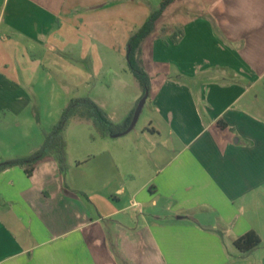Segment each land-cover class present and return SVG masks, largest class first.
Listing matches in <instances>:
<instances>
[{"label": "crops", "instance_id": "1", "mask_svg": "<svg viewBox=\"0 0 264 264\" xmlns=\"http://www.w3.org/2000/svg\"><path fill=\"white\" fill-rule=\"evenodd\" d=\"M202 3L173 69L148 56L142 125L67 149L65 172L53 156L32 176L0 172V264H264V0ZM69 4L0 0V21L36 39ZM12 41L0 40V112L14 120L0 124V162L37 151L55 125L28 114L31 93L9 76ZM93 100L116 124L139 102ZM249 231L262 244L242 255L234 241Z\"/></svg>", "mask_w": 264, "mask_h": 264}, {"label": "rangeland", "instance_id": "2", "mask_svg": "<svg viewBox=\"0 0 264 264\" xmlns=\"http://www.w3.org/2000/svg\"><path fill=\"white\" fill-rule=\"evenodd\" d=\"M163 1L75 0L69 4L70 11L67 8L56 17L48 35L36 31V39L19 29L9 32L8 23L1 20L0 40L5 36L13 40L6 47L11 56L9 76L31 93L33 103L28 114L35 123L56 125L70 101L77 98L115 104L140 101L142 90L128 66V43ZM204 5L202 0H177L165 10L154 33L142 44L144 68L150 54V61H162V71L173 69L179 50L173 36L185 29L186 20L202 14L199 10ZM144 109L138 127L144 121ZM5 114L0 112V124L9 126L14 120L9 112ZM100 139L94 124L80 118L71 120L65 133L67 149L74 157L83 147L97 150L98 145L107 143ZM94 165L88 163L83 169L92 174ZM78 171L70 175L77 177Z\"/></svg>", "mask_w": 264, "mask_h": 264}, {"label": "trees", "instance_id": "3", "mask_svg": "<svg viewBox=\"0 0 264 264\" xmlns=\"http://www.w3.org/2000/svg\"><path fill=\"white\" fill-rule=\"evenodd\" d=\"M175 1L176 0H164L160 7L151 13L146 22L129 40L127 56L128 66L142 90L143 95L140 101L146 96L149 98L152 87L151 76L144 68L141 60L142 44L154 33L157 21L161 18L165 10ZM183 35L184 32L179 30L178 33L173 36L174 42H179ZM136 108L122 123L116 124L110 119L106 111L93 99L88 97L73 99L63 111L57 124L49 132L43 133V143L41 147L27 157L0 162V172L11 167L20 166L26 169L29 176H32L36 165L45 158L51 156L58 161L61 172H65L68 169L65 132L71 120L80 118L81 120L91 121L101 136L109 137L123 133L130 127ZM234 244L242 255H247L259 247L262 244V240L255 231H249L237 238Z\"/></svg>", "mask_w": 264, "mask_h": 264}, {"label": "water", "instance_id": "4", "mask_svg": "<svg viewBox=\"0 0 264 264\" xmlns=\"http://www.w3.org/2000/svg\"><path fill=\"white\" fill-rule=\"evenodd\" d=\"M147 98L148 97L146 96L139 102V104H138V106L136 108V111H135V114H134V117H133V120H132V123H131L130 127L125 132L113 135L112 137H121V136L129 133L136 126L137 121H138V119H139V117H140V115L142 113L143 108H144V105H145V103L147 101Z\"/></svg>", "mask_w": 264, "mask_h": 264}]
</instances>
